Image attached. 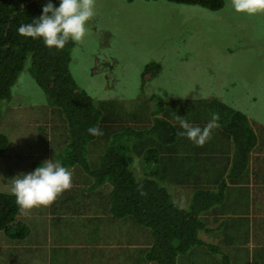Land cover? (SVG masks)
<instances>
[{
  "label": "rangeland",
  "instance_id": "obj_1",
  "mask_svg": "<svg viewBox=\"0 0 264 264\" xmlns=\"http://www.w3.org/2000/svg\"><path fill=\"white\" fill-rule=\"evenodd\" d=\"M95 12L85 38L71 51L70 71L80 89L96 101L125 102L128 108L131 105L129 109L135 115L147 113L150 107L145 101L156 97L150 105L160 104L163 118L175 125L180 135L182 122L203 128L214 120L215 126L207 142L203 146L192 141L190 144L193 157L199 156L200 163L205 165L210 163L212 155L219 157L223 152L230 158L234 155L235 146L226 125L241 113L257 136L255 150L264 154V13L255 17L238 14L233 11L231 0H225L224 8L219 11L165 0H95ZM152 62L161 68L148 82V72L144 70ZM30 67L31 60L12 88V98L1 103L0 135L7 136L12 144L8 153L0 155V193L12 194L11 180L20 173L33 171V165L39 166L37 160L55 158L61 162L69 156V128L65 116L60 108L50 104ZM133 125L138 126L135 121ZM104 152V146L94 148L91 162H98ZM256 166L250 164L244 175L246 182L264 185L261 173L264 155L257 159ZM65 167L72 173V187L68 191L46 208L20 211L19 219L30 230L26 241H13L0 232V264H87L83 254H78L74 248L65 252L58 248L68 247L72 240L83 237L92 244L88 234L97 229L89 222L97 220H85L84 227L80 217L74 216L65 222L52 219V225L39 214L62 206L77 215L86 209L84 198L74 197L81 192L80 187H88L81 186L80 179L90 178V184L94 179L88 172L81 175L69 164ZM203 171L196 172L201 179L208 176ZM254 192L248 191L239 201L244 207H231L229 211L247 218L248 222L260 219L257 211H264V188H260L259 197ZM127 224L123 228L126 243L134 239L140 245L138 250L126 247L125 251H110L101 259L103 264L149 262L141 248L152 240L137 229L126 230ZM119 228L116 219L111 223L98 222V229L110 238L117 235ZM212 230L223 235L222 227L215 225ZM212 230L209 237L213 245L219 244L221 252L237 256L239 249H243L237 264H252L251 259L246 260V252L262 248L245 237L236 242L223 241L218 234H212ZM38 245L44 246L39 260L34 257ZM210 259L207 255L206 260L199 259L197 264H215Z\"/></svg>",
  "mask_w": 264,
  "mask_h": 264
},
{
  "label": "trees",
  "instance_id": "obj_2",
  "mask_svg": "<svg viewBox=\"0 0 264 264\" xmlns=\"http://www.w3.org/2000/svg\"><path fill=\"white\" fill-rule=\"evenodd\" d=\"M165 1L199 5L210 11H219L225 6V0ZM47 2L0 0V116L1 103L12 98V88L31 60L30 70L38 86L49 97L50 104L62 110L69 128V156L61 163L74 166L81 175L88 172L94 179L92 184L90 178L80 179L81 186L88 185L82 188L86 191L85 208L95 206L97 196L111 185L106 205L109 218L119 222L121 232L128 223L126 230L137 229L152 240L141 249L149 262L197 264L208 255L215 264L220 261L237 264L241 253L233 256L221 252L213 245L210 231L212 225L223 226L218 223L216 213L225 207L222 202L228 182L241 181L252 162L258 139L249 120L237 113L226 125L235 146L230 170L227 166L219 170L212 165L210 157L208 165L200 163L199 156L193 157L191 141L163 118L160 104L150 105L156 97L145 101L150 107L147 113L137 115L125 102L96 101L78 87L71 74L70 57L76 43L69 41L60 51L49 50L41 40L17 33L21 23H29L41 15L42 6ZM52 2L58 6V0ZM160 68L155 62L145 68L148 82L159 74ZM93 126L103 134L90 135L87 129ZM100 146H104L105 152L93 163V149ZM8 147V137L1 134L0 155L8 153ZM201 170L208 174L204 179L196 173ZM20 211L13 194L0 193V232L22 243L30 230L19 219ZM225 233L223 238L228 236L227 230ZM212 234L218 233L212 230ZM261 238L260 260L264 264V231ZM131 242L138 245L134 239ZM245 258L250 259V255L246 253Z\"/></svg>",
  "mask_w": 264,
  "mask_h": 264
},
{
  "label": "clouds",
  "instance_id": "obj_3",
  "mask_svg": "<svg viewBox=\"0 0 264 264\" xmlns=\"http://www.w3.org/2000/svg\"><path fill=\"white\" fill-rule=\"evenodd\" d=\"M231 5L233 11L247 17L264 13V0H231ZM95 14V0H58V6L48 0L42 6L41 15L29 23H21L17 33L26 38L41 40L49 50L60 51L69 41H83ZM214 126V120L203 128L182 122L181 128L184 131L181 134L195 145L203 146ZM87 132L92 136L103 134L95 126L89 127ZM58 140L54 141L57 143ZM11 144L9 142V147ZM37 162L39 166L33 165V171L20 173L11 180V191L21 211L46 208L72 187V173L59 160L54 158ZM70 168L75 170L74 166ZM108 187L111 191L112 186Z\"/></svg>",
  "mask_w": 264,
  "mask_h": 264
},
{
  "label": "crops",
  "instance_id": "obj_4",
  "mask_svg": "<svg viewBox=\"0 0 264 264\" xmlns=\"http://www.w3.org/2000/svg\"><path fill=\"white\" fill-rule=\"evenodd\" d=\"M253 159L251 162V167L252 165L256 166V161L259 157L263 156L264 154L260 153L259 149H256L253 153ZM234 156V155H233ZM233 156L230 158V155L227 152H223L217 156L212 155V165H215L216 167H219V170L226 167L230 170L231 168V163ZM222 161H226V164H222ZM230 159V160H229ZM229 160V161H228ZM231 161V162H230ZM230 162V163H229ZM256 171H259V168L256 166ZM264 174V166L262 168V172ZM260 174V173H259ZM241 181H229L228 188L226 189L227 195L225 200L222 202L224 203L225 207L220 209L218 213H216L218 217V223L222 224L223 223V232L225 233V230H227V237L223 238V235L221 233H218L221 239L226 241V239L231 240V241H238V239L241 238H248L252 239L253 242L257 243V245L262 246V244L259 242L263 237V231H264V211H257L258 214L261 215L260 219H255L253 221L248 222L247 218H240L239 215L234 214V211L229 209L231 207L233 208H238V207H244L243 205L240 204V200H243L244 195H247L248 191H254L255 190V196H260V188H264L263 184H255V183H250L246 182V179L244 176L241 177ZM253 184L252 188L248 187L249 185ZM263 185V186H262ZM79 191L77 192L76 196L74 198H77L78 195H81L82 198L85 199L86 191H83L81 187L79 188ZM110 191V188L107 187L104 189L98 196H97V202L95 206H91L90 208H86L82 213L77 215L76 213H73L71 211H68L67 209H62V208H54L48 212L45 213H39L42 215L44 219L48 218L50 224H54V221L56 222H65L69 217L72 218L74 216L80 217L81 221L80 224L84 227H86V221L85 220H91V219H96L98 222H106V223H111L113 220H111L109 217H106V215H110L109 213V207L106 210V205H107V197L108 193ZM80 200V199H79ZM257 197L252 201L254 204L256 203ZM264 201V198H263ZM239 202V203H238ZM77 207V206H75ZM247 207L245 206V209ZM54 221H53V220ZM97 221H90L89 225H91L94 229H97L95 232L92 231V234H88V237L92 244L88 243L84 237L79 238L71 243L68 247H61L58 248L60 252H65L67 249L74 248V250L77 251L78 254H83L85 259H87V264L92 263V264H103L101 259L103 257H106L108 252L110 251H125L126 247H128L131 250H138V247L140 245L135 246L134 243H126V238L124 232L120 231V228L117 232V235L114 237L110 238L107 235H104V233L98 229V222ZM72 222V221H71ZM217 225V224H216ZM250 225V226H249ZM215 226V225H212ZM218 226V225H217ZM248 226V227H247ZM218 228H220L218 226ZM262 232L261 234L259 232ZM95 234L102 235L105 238H102L100 236H95ZM226 234V233H225ZM230 238V239H229ZM25 242V241H24ZM23 243V242H22ZM240 244V243H236ZM219 245V244H217ZM216 245V246H217ZM141 249L147 247V245H142ZM241 247V245H240ZM258 247L256 250L252 251H247L250 255V259L252 261V264H261L262 260L259 259V256L261 255V249ZM90 249V250H89ZM93 249V251H91ZM44 251V246L38 245L35 248L36 255H34L35 258H38V260L41 258L43 255ZM239 252L242 253L243 249H239ZM249 259H247L248 261ZM147 264H152L151 262H148Z\"/></svg>",
  "mask_w": 264,
  "mask_h": 264
}]
</instances>
